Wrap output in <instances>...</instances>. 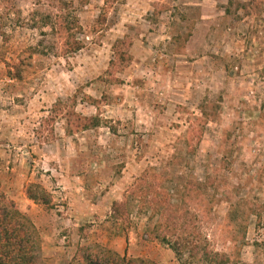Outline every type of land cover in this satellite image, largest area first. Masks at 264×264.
Wrapping results in <instances>:
<instances>
[{"label": "rangeland", "instance_id": "374dc122", "mask_svg": "<svg viewBox=\"0 0 264 264\" xmlns=\"http://www.w3.org/2000/svg\"><path fill=\"white\" fill-rule=\"evenodd\" d=\"M186 183L210 247L264 264V0H0V193L45 264H204L148 209Z\"/></svg>", "mask_w": 264, "mask_h": 264}, {"label": "trees", "instance_id": "16d2710c", "mask_svg": "<svg viewBox=\"0 0 264 264\" xmlns=\"http://www.w3.org/2000/svg\"><path fill=\"white\" fill-rule=\"evenodd\" d=\"M63 6L65 7L66 5L63 4ZM67 18L68 17L64 16L59 18V20L63 21ZM61 24L62 27L59 26L56 30L62 31L56 32L58 34L63 32L62 41L65 43L66 38L74 34L76 29L75 19L73 17L71 22L64 21ZM54 26L55 25H53L52 30L55 31ZM80 49L79 43L72 40L64 51H66V53H75ZM97 124L95 118L88 119V123L84 128L97 127ZM149 171H151V169ZM150 177H153L151 173L148 171L144 172L139 179L140 186L136 191L132 192L133 196L134 194L136 195V193L148 194L150 192V186H144L145 183L149 182L148 179ZM157 195H159V193H156V196ZM162 195L168 197L166 192L162 193ZM147 197L150 198L148 201L150 203L148 209L150 208L160 221L156 228V232L160 230V233H156V238H160L161 242L170 246V249L173 251L178 261L181 262L182 258L186 255L188 263H193L195 260H200L204 264L230 263L226 254L212 249L209 241L203 238L198 230L196 231V226L191 225L189 219L190 213L186 210V204L190 197L188 183L182 187L180 204H171L167 202L166 206L161 207L153 196L147 195ZM38 200L43 201L42 199ZM44 203L47 204L45 201ZM251 212L254 214L253 211ZM190 215L192 216V214ZM88 259L87 257L86 260ZM140 261H128L125 255L119 256L114 253L113 257L107 260L105 259L104 262L106 264H134ZM141 263H143V261ZM0 264H45L42 257V239L37 227L33 221L26 214L21 212L16 204L3 193H0ZM88 264L92 263L90 262Z\"/></svg>", "mask_w": 264, "mask_h": 264}, {"label": "crops", "instance_id": "0c3cea01", "mask_svg": "<svg viewBox=\"0 0 264 264\" xmlns=\"http://www.w3.org/2000/svg\"><path fill=\"white\" fill-rule=\"evenodd\" d=\"M115 254L119 255V256H124L125 255V249H115Z\"/></svg>", "mask_w": 264, "mask_h": 264}]
</instances>
